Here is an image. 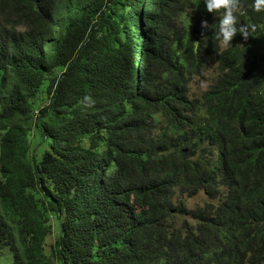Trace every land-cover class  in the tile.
Instances as JSON below:
<instances>
[{
  "label": "trees",
  "instance_id": "1",
  "mask_svg": "<svg viewBox=\"0 0 264 264\" xmlns=\"http://www.w3.org/2000/svg\"><path fill=\"white\" fill-rule=\"evenodd\" d=\"M241 2L257 29L225 49L205 0H0L12 264H264V12Z\"/></svg>",
  "mask_w": 264,
  "mask_h": 264
},
{
  "label": "clouds",
  "instance_id": "2",
  "mask_svg": "<svg viewBox=\"0 0 264 264\" xmlns=\"http://www.w3.org/2000/svg\"><path fill=\"white\" fill-rule=\"evenodd\" d=\"M204 5L206 11L213 14L215 17L220 13L218 26L217 24H209L208 21H201V35L207 37L205 34L209 31L213 32V37L219 41L221 48H229L233 45L234 38L239 34L245 41L251 37L257 29L255 24L239 23L238 15L242 13L244 5L241 0H205ZM252 8L255 12H264V0H254ZM199 44V42H195ZM80 103L86 107H94L96 101L90 95H85Z\"/></svg>",
  "mask_w": 264,
  "mask_h": 264
},
{
  "label": "rangeland",
  "instance_id": "3",
  "mask_svg": "<svg viewBox=\"0 0 264 264\" xmlns=\"http://www.w3.org/2000/svg\"><path fill=\"white\" fill-rule=\"evenodd\" d=\"M216 64L214 62L207 68L204 73V77L196 78L190 85V95L191 98L201 97L202 94L209 88L212 84L214 77L216 76ZM46 100V96H43ZM182 200L188 209L193 210L198 206H203L205 203L215 202L211 201L208 196L201 192L195 197H179ZM13 256L12 253L8 249H3L0 252V264H12Z\"/></svg>",
  "mask_w": 264,
  "mask_h": 264
}]
</instances>
